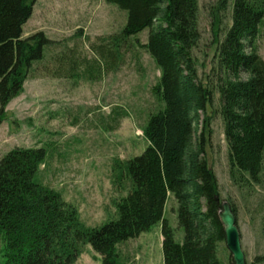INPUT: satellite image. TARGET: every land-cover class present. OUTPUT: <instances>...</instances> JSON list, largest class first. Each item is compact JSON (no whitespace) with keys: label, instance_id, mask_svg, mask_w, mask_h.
<instances>
[{"label":"trees","instance_id":"trees-1","mask_svg":"<svg viewBox=\"0 0 264 264\" xmlns=\"http://www.w3.org/2000/svg\"><path fill=\"white\" fill-rule=\"evenodd\" d=\"M127 12L119 35L93 47L97 70L114 64L121 45L149 30L141 45L160 78L153 94L162 107L149 116L143 134L148 147L126 162L129 194L117 204V220L100 227L80 221L78 210L62 195L36 180L46 151L15 148L0 161V233L6 264H75L84 246L117 264V246L162 226L164 264H227L218 257L225 241L219 217L223 200L218 180L206 160L215 86L199 76V0H105ZM221 0L214 19L227 10ZM232 26L220 40L215 33L220 73L218 91L232 176L247 175L258 184L264 165V59L257 39L264 28V0H231ZM34 0H0V114L19 96L32 66L44 59L51 40L43 33L23 38ZM220 24V20L218 25ZM204 115V121L201 116ZM178 203L182 243L165 218L169 196ZM231 210L236 216L233 205ZM256 262L264 263V255ZM229 264H234L233 260Z\"/></svg>","mask_w":264,"mask_h":264},{"label":"rangeland","instance_id":"rangeland-1","mask_svg":"<svg viewBox=\"0 0 264 264\" xmlns=\"http://www.w3.org/2000/svg\"><path fill=\"white\" fill-rule=\"evenodd\" d=\"M220 2L199 0L201 39L194 52L200 78L215 86L207 111L212 123L206 160L217 177L224 206L233 205L237 211L246 263L264 264L256 262L264 255V165L260 182L254 184L247 175L233 177L229 164L213 42L219 28L222 40L232 26L233 6L230 0L215 20L212 11ZM127 19L126 11L105 0H34L23 38L43 33L51 45L44 49V59L32 66L22 93L0 114V161L15 148H43L46 161L36 180L59 192L78 210L80 221L93 228L117 220V204L130 190L126 176L118 180L119 171L146 150L143 130L149 116L162 107L153 94L160 70L141 47L148 42L149 30L121 45L114 64L103 61L98 70L94 66L99 56L93 47L119 35ZM257 47L264 59V28ZM177 212L178 203L170 195L165 218L182 243ZM162 243V226L156 225L118 245L117 264H164ZM5 244L0 233V264L7 261ZM218 257L227 264L232 260L226 240L220 243ZM102 263L87 245L75 264Z\"/></svg>","mask_w":264,"mask_h":264},{"label":"water","instance_id":"water-1","mask_svg":"<svg viewBox=\"0 0 264 264\" xmlns=\"http://www.w3.org/2000/svg\"><path fill=\"white\" fill-rule=\"evenodd\" d=\"M219 217L223 224L226 246L229 250L234 264H247L241 247V238L236 226V218L229 205L223 204Z\"/></svg>","mask_w":264,"mask_h":264},{"label":"crops","instance_id":"crops-1","mask_svg":"<svg viewBox=\"0 0 264 264\" xmlns=\"http://www.w3.org/2000/svg\"><path fill=\"white\" fill-rule=\"evenodd\" d=\"M162 241H163V237H162Z\"/></svg>","mask_w":264,"mask_h":264}]
</instances>
